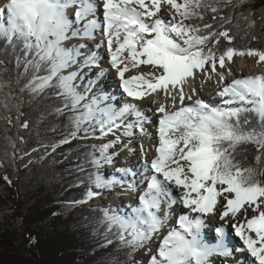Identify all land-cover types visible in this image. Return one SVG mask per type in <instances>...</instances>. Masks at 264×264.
<instances>
[{
	"label": "snow or ice",
	"instance_id": "obj_1",
	"mask_svg": "<svg viewBox=\"0 0 264 264\" xmlns=\"http://www.w3.org/2000/svg\"><path fill=\"white\" fill-rule=\"evenodd\" d=\"M221 4L233 6V0H100V3L96 0H4L0 5V20L6 16V26L0 23V38L8 43L22 42L24 49L33 54L32 60L23 63L24 72L31 69L32 75L21 91L27 90L36 97L48 88L58 89L64 104L56 111L72 113L69 119L73 138L83 131V138L87 139L89 129L98 128L101 135L96 138L103 139L123 128L115 140L99 146L100 156L93 159L94 166L112 163L113 155L108 150L119 144L122 137H133V129L143 136L146 117L133 103H125L117 110L106 103L105 96L89 99L79 93L74 84L78 72L67 75L63 72L79 63L80 51L75 46L66 47L65 41L70 37L93 38L99 30L106 38L109 62L127 97L140 101L163 92L165 101H171L170 106L160 103L156 108L159 144L150 162L143 145L140 147L143 167L145 172L150 169V174L145 178L146 188L140 190L138 204L131 207L127 217L104 210L109 230L115 228L120 244L132 252L145 247L161 232L173 204L182 203L190 213L201 214L180 215L178 229L169 230L159 241L149 264H209L212 256L228 257L223 228H217L218 239L214 245L202 239L203 216L215 214L224 221L236 219L238 213H247L249 209L253 215L246 217L243 224L232 227L254 264H264V182L258 179L264 176V167H260L264 159V75L234 78L225 83V74L220 72L216 94L224 98L223 104L228 107L212 108L200 99L190 105L184 103L186 99L192 100V95L186 96L184 85L188 78L195 79L196 71L210 79L217 75V66L225 69L226 62L232 63L236 55L256 57L257 63H264V51L256 49L226 47L218 54L221 38L229 45L233 39L223 23L220 30H215L211 23H192L203 21L208 11L213 13V21L219 18L231 23L230 18L219 16ZM164 6L171 15L167 22L158 16ZM101 8L102 21L97 18ZM82 21L86 22L81 27ZM95 65L96 56L92 54L80 67ZM142 65L151 66L152 71L125 77V73ZM20 66L18 58L17 67ZM42 69L46 75H38ZM228 74H232L231 69ZM152 102L156 103L155 98ZM177 102L180 107L176 106ZM129 116L134 119L125 122ZM23 127L27 128V123ZM68 142L67 138L61 141ZM129 144L123 147L131 154L135 150ZM245 145L255 147L257 167H243L236 159L237 150ZM117 171L128 174L130 170ZM94 183L96 187H109L115 182H106L96 174ZM166 184L181 190L178 199L171 198V189ZM125 191H137V184L130 183ZM94 195L91 190L86 193L87 199ZM87 199L77 203H87ZM218 203L223 211L217 209ZM162 205L166 208L162 209Z\"/></svg>",
	"mask_w": 264,
	"mask_h": 264
},
{
	"label": "trees",
	"instance_id": "obj_2",
	"mask_svg": "<svg viewBox=\"0 0 264 264\" xmlns=\"http://www.w3.org/2000/svg\"><path fill=\"white\" fill-rule=\"evenodd\" d=\"M212 15L205 12L203 21L192 23H211L215 30L223 23L233 39L229 45L221 38L218 54L226 47L264 51V0L221 4L219 16L231 23L213 21ZM32 59L22 42L0 38V264H130L139 249L120 244L116 229L110 231L104 220L105 209L77 203L98 188L93 159L102 144L73 139L72 113L56 111L64 104L58 89L36 97L21 91L32 75L23 63ZM66 138L69 142L61 143ZM257 154L245 145L236 159L243 167H257ZM258 179L264 182V176Z\"/></svg>",
	"mask_w": 264,
	"mask_h": 264
},
{
	"label": "bare ground",
	"instance_id": "obj_3",
	"mask_svg": "<svg viewBox=\"0 0 264 264\" xmlns=\"http://www.w3.org/2000/svg\"><path fill=\"white\" fill-rule=\"evenodd\" d=\"M3 2H4V0H3ZM96 2L100 3V0H96ZM69 12H70V9H69ZM158 16H160L166 22L171 20L170 12H167L165 10H161V12L158 13ZM97 18L102 21V19H103L102 8L99 9V11L97 13ZM85 22L86 21H82L81 23L84 24ZM98 32H99V34L96 35V36H98V38L94 41L95 43L92 42V44L96 45L97 42L99 40H101V45L104 46L102 51L99 52L100 58H99L98 65L96 62L95 66L81 68L80 65H82V64L78 63V64L72 65L68 69H65V71L69 72V73L70 72H78V75L74 81V84L75 83L76 84H86L87 87L85 88L83 95H86V97H88L89 99L92 96H105V97H107L106 103L111 104L117 110L122 108L125 105V103H133L136 105L137 109L146 117V121L144 123L145 134L143 136H141L139 131H137L136 129H133V132L135 133V135L133 137H131V138L122 137L121 139H123V141L120 142V144L118 145V147H119L118 150H120V155L118 157L119 159L117 157H114L113 158V161H114L113 164L114 165L112 164L110 166V164H108L105 168V173L109 179L108 182H115V183H111L109 187H105V189L102 193V195L104 194V196L105 195L107 196L108 201L106 202V204L109 205V209H111L112 212L121 213L120 209H122V206L124 205L123 203H125L126 205H124L123 208L125 210V212H124L125 217H127L131 212V207L135 206L138 203V196L140 194V190L144 189V188H142V187H144V184L147 185V181H144V180H146L145 179L146 176H148L150 174V169L148 172H145V169L143 167L144 159H142L140 156V147H141V145H143L145 151L147 152V160L150 162L151 159H153L155 157V147L158 146V144H159V139L157 136V126H158L159 114L156 112V108L159 106L160 103H166L170 106L171 101H165L163 92L154 94L153 97H149L147 99L140 100V101H132L129 97H127V95L123 92L122 88L120 87L121 81L118 78L115 69L112 68V66L109 62L110 57H109L108 50H107L106 38L101 34V32L99 30L96 31V33H98ZM146 38H151V37H146ZM90 39L92 40V39H94V37L93 38H75L74 39L75 41L74 40L72 41L73 43L69 42V41H65L64 44L68 48H72L74 46L78 47L79 50L83 53V52H85V49H80V48H82L81 47L82 45H80V41H83L82 42L83 45L85 47H88V43H86V41H90ZM84 46H83V48H84ZM92 50H94L93 47H92ZM82 53L80 56L77 57L78 62H81V60L83 58ZM94 67H98L97 69H99V70L103 69V71H106V72H103V71L102 72H100V71L94 72L93 71ZM228 69L232 70V74H228ZM88 71H91V75L89 77V80H86L85 78H83V80L81 79V80L77 81V79L80 78L81 76L84 77L85 76L84 73H88ZM149 71H152L151 66L147 67V65H142L140 68L135 69L132 72L125 73V77L127 78L131 75H136V74H139L141 72L146 73ZM221 72H224V74H225V77H226L225 83H230L231 80L234 78H242V77H246V76H255V75H264V63H257L256 59H248V58L242 56V57L238 58L235 65L232 64L231 66H227ZM105 73H108L110 75L105 76L104 75ZM100 75H103L102 76L103 79L101 78L102 80H100L98 78V76H100ZM200 76H201L200 71H196L195 79H192L191 77L188 78L187 83L184 85V91H185L186 96L192 95V100L186 99L184 102L185 105H190L196 99H200L203 103L209 105V107L221 108V106L217 103L222 98L216 94L217 90H218L217 89L218 85L216 83L217 80H212V81L208 82L206 85V88L203 92L204 94H202L199 91L200 89H199V86L197 83V79ZM108 78L111 79L112 83H108L109 82ZM90 81L93 82L92 85L89 84ZM193 89L195 90L194 95L192 94ZM114 94H119L121 96L120 99H122V103L118 102L117 99H114V96H115ZM154 98L156 100V103L152 102V100ZM206 99H207V101H205ZM176 106L180 107L179 102H177ZM169 110H171V109H169ZM133 119H134V117L130 118V116H129V117H127V120L125 122L131 121ZM122 131H123V128H120L116 131L115 135L110 134V136L109 135L108 136L111 139L116 138V135H120V133ZM129 139H131V141H132L131 144H129ZM126 144H129V147L133 148L135 151L130 154L128 152V150L123 147ZM117 169H128L130 171L128 172V174H122L119 171H117L115 173L114 171H116ZM161 179H162V177H161ZM134 182L137 184V191H135V192L125 191V189H127L126 185L128 186L129 183H134ZM166 186L171 189V198L172 199H178L180 197V195H181L180 189H178L174 185H167L166 184ZM108 196H111V197H108ZM93 197L99 198L100 196L95 194ZM118 197L122 201L121 205H119ZM219 200L221 203H223L222 199H219ZM221 203H218L216 206L219 211H223V209L221 207ZM119 206H121V207L118 208ZM163 208H166V205H164ZM172 210L174 211L172 213L173 218H170V216H169L168 224H166V226L163 227V229L161 230L160 233L155 235L156 238L158 239V242L154 245V247H155L154 249L150 248L148 250L146 260H145L146 261L145 264H149L151 257L156 254V250L159 246V241L162 240L165 235H167L168 231L172 230V229H178L177 228L178 226L172 222L173 219L174 220L179 219L180 215H190V216L201 215L199 213H190L188 209L183 207L182 203H179V205H177V203L174 204ZM252 215H253V213L249 209L247 213H243V212L238 213L236 219L226 218L224 221H221L219 219V216L215 215V214H208V215L203 216V223L210 225V226H213V228H216V229L217 228H223V230H224L225 245L228 248L230 255L228 257L220 256L219 257L220 258L219 260H221L220 264H227V262H229V263L233 262L235 264H240V263H242L241 261H246L249 264H254V259L247 252L243 241L241 240V238L239 239V236H237L234 233H233V236L237 238L234 241H236L241 248V250H240L241 254L239 255V258H241L239 260H241V261L237 260L236 257L232 256V252H234V251H232L233 240H231L229 238L230 234L226 235V230L228 228H232L233 224H237V225L243 224L245 222L246 217L250 218ZM233 230L235 231L234 228H233ZM252 235L254 236V234H252ZM201 237L204 240V242H206L208 244V241L210 238L206 234H204L202 232V230H201ZM216 238H217V236L213 239L216 240ZM227 259H228V261L225 263V261ZM247 263H245V264H247ZM217 264H219V263L217 262Z\"/></svg>",
	"mask_w": 264,
	"mask_h": 264
},
{
	"label": "rangeland",
	"instance_id": "obj_4",
	"mask_svg": "<svg viewBox=\"0 0 264 264\" xmlns=\"http://www.w3.org/2000/svg\"><path fill=\"white\" fill-rule=\"evenodd\" d=\"M4 2H3V0H0V5H2ZM162 10H165V11H167V12H169V8L167 7V6H164L163 8H162ZM70 12H72V10L70 9ZM74 17L73 16H70V19H73ZM0 23H4L5 24V26H6V16H4V18L2 19V20H0ZM83 26V23H81V27ZM75 38H69V40H67V41H69V42H72L73 40H74ZM173 39H176V37L173 35ZM99 40V39H98ZM75 41V40H74ZM99 42V43H98ZM97 42V44L95 45L94 44V46L95 47H93V49L95 50V49H97V48H100L101 49V51H102V49L104 48V46L103 45H101V42L100 41H98ZM73 43V42H72ZM95 43V42H94ZM239 57H242V56H234V58H233V62L232 63H227L226 62V67L227 66H231L232 64L233 65H235V63L237 62V60H238V58ZM243 57H246V58H248V59H256L257 60V58L256 57H249V56H243ZM235 62V63H234ZM98 63H99V60L97 61V65H98ZM101 65V64H100ZM99 67V66H98ZM98 67H96V69L94 70V71H100V72H102L103 71V69L102 70H99V69H97ZM147 67H150V66H147ZM207 67V66H206ZM221 71H223V69H220L219 68V66H217V75H214V76H211V78L210 79H206L205 78V76H204V73L203 72H201L200 71V73H201V76L200 77H198V79H197V83H198V86H199V91L202 93V94H204L203 92H204V90H205V88H206V85H207V83L208 82H210V81H212V80H217L218 79V74L221 72ZM104 72V71H103ZM209 72H210V69H209ZM69 72H66L65 70H64V72H63V75H67ZM85 74V76L84 77H82L81 75V77L80 78H78L77 79V81H79V80H83V78H85L86 80H88V73H84ZM105 76H107V75H110V74H108V73H105L104 74ZM103 76V75H102ZM102 76H101V78H102ZM103 79V78H102ZM101 79V80H102ZM107 80V79H106ZM108 83H112V81H111V79L110 78H108ZM107 83V82H106ZM75 86H76V90L79 92V93H81V94H83V92L85 91V88L87 87V85L86 84H76L75 83ZM203 86V87H202ZM216 89V88H215ZM218 89V88H217ZM89 92V91H88ZM87 92V93H88ZM115 96H114V99H117L118 100V102H121L122 103V99H120V95L119 94H114ZM86 96V95H85ZM116 97V98H115ZM113 99V100H114ZM208 99V98H207ZM207 99L205 100V101H207ZM86 102V101H85ZM221 107H228V106H226V105H224L223 104V100L222 99H220V101H218L217 102ZM236 106H239V105H232V107H236ZM132 116H130V118H131ZM149 123V122H148ZM138 131V130H137ZM90 135H89V138H87V139H85V138H83L85 135H82V136H76V138H73V139H75V140H77V141H79V142H83V143H94V144H99V143H101V144H106V143H108L109 141H111V140H115V139H111V138H108V136H106V137H104L103 139H97L96 137H99L100 135H101V133H100V131L99 130H97L96 132H94V133H89ZM123 141V139H121V142ZM120 144V143H119ZM119 144H116V145H114L112 148H110L109 149V154H112L113 155V158L114 157H119V155H120V150H118L119 149V147H118V145ZM96 159H99V157L97 156L96 157ZM119 159V158H118ZM114 162V161H113ZM117 162V161H116ZM115 162V163H116ZM102 164H104V167L105 166H107L109 163H104V162H102ZM102 165H99V167H94L93 168V171L95 172V174H98V175H100L101 177H103V179L106 181V182H108V177H107V175H106V173H105V169L104 168H102L101 167ZM141 174V173H140ZM145 181V180H144ZM146 185L144 184V187H142V188H146L145 187ZM104 189H105V187H98V188H95V189H93V190H91L92 192H94L95 194H97V195H99L100 197L99 198H95V197H92L91 199H87V196H85L82 200H85V199H87V203L88 204H91V205H93V206H96V207H102L103 209H105V210H109L110 211V213L112 212L111 211V209H109V205L108 204H106V202L108 201V199H107V196L105 195L104 196V194L102 195V193H103V191H104ZM138 193V192H137ZM103 197V198H102ZM108 197H110V196H108ZM118 199H119V197H118ZM218 199H222L223 200V198L222 197H220V198H218ZM121 199H119V205H121ZM124 205H126L125 203H123ZM138 204V203H137ZM123 205V206H124ZM177 205H179V203H177ZM123 206H122V209H120V210H122V212H123V214H121V213H119V212H117V214H120L121 216H123V217H125V214H124V212H125V210H124V208H123ZM164 206V205H163ZM163 206H162V208H163ZM173 206H174V204L172 205V208H173ZM121 206H119L118 208H120ZM172 208L170 209V218H173L172 217V213L174 212L173 210H172ZM161 215H163V212H161ZM177 219L176 220H172V222L173 223H175V225H178L177 224ZM168 222H169V218L167 219V221L165 222V225L164 226H166V224H168ZM204 226V227H203ZM203 226H202V228L203 229H201L202 230V232L204 233V234H206L210 239H209V241H208V244L209 245H212V243L214 242V243H216V241H217V239H218V237L216 238V240L215 239H213V238H215L216 236H217V233H216V228H213V226H210V225H207V224H205V223H203ZM206 226V227H205ZM166 230V229H165ZM233 233L234 234H236V232L233 230V227L232 228H228L227 230H226V235H229L230 234V236H229V238L231 239V240H233V248H232V251H234V252H232V256H234V257H236L237 258V260H239V259H241V258H239V255L241 254V248H240V246H239V244L236 242V241H234V240H236L237 238L236 237H234L233 236ZM239 239H240V237H239ZM158 242V239L156 238V236H154L153 237V239L147 244V245H145V247H143V248H141V249H139L138 250V252L135 254V256L133 257V259L131 260V262H130V264H145L146 263V256H147V252H148V250L151 248V249H154L155 247H154V245L156 244ZM220 256H212V257H210L209 258V264H217V262L220 264V261L221 260H219L220 258H219ZM228 261V259L225 261V263ZM240 261V260H239ZM238 261V262H239ZM242 263H240V264H245V263H247L246 261H241ZM227 264H235V263H233V262H231V263H229V262H227ZM247 264H249V263H247Z\"/></svg>",
	"mask_w": 264,
	"mask_h": 264
}]
</instances>
